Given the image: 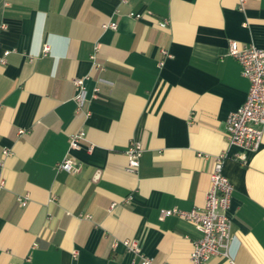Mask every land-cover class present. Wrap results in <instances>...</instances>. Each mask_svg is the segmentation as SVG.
Listing matches in <instances>:
<instances>
[{
  "label": "crops",
  "instance_id": "0c3cea01",
  "mask_svg": "<svg viewBox=\"0 0 264 264\" xmlns=\"http://www.w3.org/2000/svg\"><path fill=\"white\" fill-rule=\"evenodd\" d=\"M231 41L264 49V0H0V264H188L200 234L160 212L201 208L220 154L229 254L264 264V139L242 152L225 136L249 88ZM81 78L87 117L73 101ZM79 129L86 141L69 152ZM131 141L143 148L136 173ZM64 158L79 170H57Z\"/></svg>",
  "mask_w": 264,
  "mask_h": 264
},
{
  "label": "built area",
  "instance_id": "2783aa9c",
  "mask_svg": "<svg viewBox=\"0 0 264 264\" xmlns=\"http://www.w3.org/2000/svg\"><path fill=\"white\" fill-rule=\"evenodd\" d=\"M246 0H238L239 9L243 8ZM119 4H124L126 0H118ZM129 17L139 19L141 14L129 13ZM167 22H161L160 27L164 28ZM115 23L105 24L102 29H116ZM96 50V48H95ZM227 54L235 59L241 66L242 75L248 80L249 88L245 102L239 108L231 112L225 121V136L229 146H235L242 152H255L264 139V49L257 48L252 45L239 46L237 42L231 41L228 45ZM49 52V46L44 45L42 54ZM163 55H166L163 52ZM92 66L95 70L99 68L96 63V55L90 56ZM85 78L73 80L75 95L73 101L75 103L76 113L84 117L88 113L84 111V103L86 102V90L84 86ZM99 89L95 87L92 98L98 96ZM19 134H23L19 130ZM86 141L85 132L81 129L71 133L68 137V151L78 150ZM92 151V146L87 147V152ZM143 152L141 144L137 141H131L125 150L127 159L126 171L136 173L139 167V159ZM9 152L3 150L2 156H7ZM199 157H207L198 155ZM227 154L211 158V170L209 172V188L205 194L203 205L201 208L189 211L172 208L162 210L161 218L175 216L192 224L200 237L192 243L191 252L189 254L188 264H207L214 256H222L226 264H235L234 259L229 254L231 235V223L226 216L229 207V200L233 191L231 182L223 174V163ZM239 160L243 159V153L238 154ZM2 162L0 160V167ZM57 170H65L67 172H77L78 166L70 159L64 158L57 166ZM4 188L3 180H0V193ZM18 206L24 208L29 202L28 194L16 196ZM88 217V216H86ZM123 244L136 254L139 250L133 242L125 241ZM141 264H151L147 259H143Z\"/></svg>",
  "mask_w": 264,
  "mask_h": 264
}]
</instances>
